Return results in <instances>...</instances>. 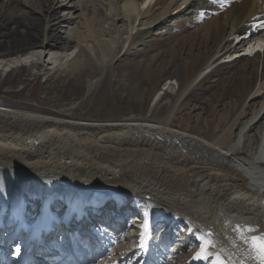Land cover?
<instances>
[{
    "label": "bare ground",
    "instance_id": "obj_1",
    "mask_svg": "<svg viewBox=\"0 0 264 264\" xmlns=\"http://www.w3.org/2000/svg\"><path fill=\"white\" fill-rule=\"evenodd\" d=\"M50 1L0 0V58L25 54L28 47L65 49L89 39L106 67L122 44L124 56L137 45H149L151 52L141 54L145 58L136 50L131 56L154 91V104L166 101L170 112L63 118L9 109L0 102V194L2 185L20 189L25 220L37 205L30 216L36 229L48 220L42 199L52 196L54 215L49 216L57 220L63 213L67 185L87 193L92 215L108 212L112 197L120 199L126 217L138 215L141 207H136L149 208L145 221L130 226L126 236L125 225L114 223L123 237H111L112 252L84 264H211L192 259L196 237L203 239L209 230L214 251L223 249L222 256L230 254L231 264H239L243 250L237 247L234 226L264 231V126L255 148L240 154L264 111L239 122L246 102L264 87V0H72L68 17L59 16ZM60 24L66 25L63 37L57 33ZM252 40L262 52L256 50L240 65L224 66L226 57ZM162 81L163 94L156 92ZM204 91H210L207 107L187 113L189 97L197 100ZM225 103L221 119L215 106L222 109ZM205 112L210 118H202ZM174 114L184 118L174 124ZM9 169L17 172L15 182L8 178ZM43 184L49 191H41ZM94 202L96 211L91 210ZM147 235L156 240L147 243ZM166 237L169 244L163 247ZM179 245L193 249L175 256Z\"/></svg>",
    "mask_w": 264,
    "mask_h": 264
},
{
    "label": "rangeland",
    "instance_id": "obj_2",
    "mask_svg": "<svg viewBox=\"0 0 264 264\" xmlns=\"http://www.w3.org/2000/svg\"><path fill=\"white\" fill-rule=\"evenodd\" d=\"M50 2L54 8H58L59 16L68 17V11L73 12L72 9H69L72 0H51ZM116 26L120 30L123 28L120 21L116 22ZM65 32L66 25L60 24L58 35L63 37ZM121 39L123 42L125 41V34L121 35ZM122 46L123 44L119 47L112 62L106 67L97 57L98 53L93 49V43L89 39L80 42L79 46L72 42L65 49H50L47 46L43 48L28 47L25 54L0 58V102L9 109L63 118L122 119L135 114L147 117H152V115L167 116L170 112L168 102L164 101L163 104L157 106L154 104V91L150 90L146 79L143 78L142 73L138 70V65L134 62L135 59L131 56L136 50L140 58H145V54L141 55L142 51L151 52L152 47L145 44L137 45L128 50V55L129 53L130 55H126L129 58L127 59L123 55L127 47L126 45L124 48ZM243 54V49L238 48L237 52L224 59V66L240 65L247 57H255L257 52ZM163 84L164 81L161 82L157 91L155 90L157 93L162 92L163 94L166 91ZM200 94L201 97H198L197 100L195 95L189 97L190 103L186 105L185 109L187 113L197 114L198 107L204 105L207 107L205 98L210 95V91ZM228 104H223L222 109L215 106L218 109L217 112L221 114V119H223ZM261 108L262 110L259 112ZM263 111L264 87L246 102L245 115L239 119L240 124L252 118L256 113V118H259ZM182 118L184 116L174 114V124ZM202 118L210 117L205 112ZM193 123L191 119L190 124ZM200 123L199 126H204L203 121ZM263 126L264 118L260 119L257 125L248 131L246 141L241 149L242 152H240L241 155H245L248 150L255 148V137L259 131H263ZM95 205L96 202L91 210L96 211ZM35 206L28 212L30 216L34 214ZM126 209L131 210L129 206ZM124 228L126 231L129 230L127 226ZM159 232L156 230L154 234H159ZM165 240L163 247L169 244L170 239L166 237ZM196 246L197 243L193 247ZM180 247L181 245L173 252L175 256H179L182 250L184 253L190 254V250L193 249L192 245L189 248ZM179 248L180 251H178ZM9 249L12 251V247ZM156 261H162V259H156Z\"/></svg>",
    "mask_w": 264,
    "mask_h": 264
},
{
    "label": "snow or ice",
    "instance_id": "obj_3",
    "mask_svg": "<svg viewBox=\"0 0 264 264\" xmlns=\"http://www.w3.org/2000/svg\"><path fill=\"white\" fill-rule=\"evenodd\" d=\"M233 230L237 233V238L240 240L243 256L239 264H264V231H261L253 225H235ZM144 233H141L143 236ZM203 239L196 237L198 250L194 253L192 259L196 261H210L211 264H231V255L226 259L221 255L223 249H216V242L212 239V231L203 233Z\"/></svg>",
    "mask_w": 264,
    "mask_h": 264
}]
</instances>
